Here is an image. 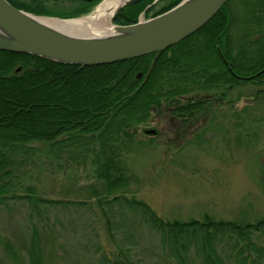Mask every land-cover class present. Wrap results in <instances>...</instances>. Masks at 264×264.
<instances>
[{
  "label": "trees",
  "instance_id": "16d2710c",
  "mask_svg": "<svg viewBox=\"0 0 264 264\" xmlns=\"http://www.w3.org/2000/svg\"><path fill=\"white\" fill-rule=\"evenodd\" d=\"M8 1L67 18L100 0ZM180 1L124 5L112 23H134L146 7L144 16H156ZM156 55L79 65L0 50V204L23 202L35 220L27 264H45L32 243L39 228L44 239L59 242L62 264H264V215L165 220L130 191L127 165V156L148 144L137 129L154 111L167 109L184 147L223 128L234 132L227 138L249 144L264 128V0H227L196 32ZM64 154L93 165V181L75 190L80 196L52 199L29 186L16 193L29 162Z\"/></svg>",
  "mask_w": 264,
  "mask_h": 264
},
{
  "label": "rangeland",
  "instance_id": "374dc122",
  "mask_svg": "<svg viewBox=\"0 0 264 264\" xmlns=\"http://www.w3.org/2000/svg\"><path fill=\"white\" fill-rule=\"evenodd\" d=\"M103 1L100 0L90 12L78 16L92 14ZM139 16L146 18L143 14ZM244 100L242 98L239 102V108L244 105ZM169 119L167 109H162L161 113L154 111L149 122L138 127V138L148 144L127 156L132 177L128 185L130 191L150 204L165 220L201 219L206 213L216 219L239 222L254 221L263 216L264 128L251 136L248 144L242 137L240 142L227 138L234 132L225 133L223 127L228 124L222 122V131L210 135L212 131L208 129L205 139L209 141L184 147L181 144L184 140L174 138L171 126H176H170ZM51 158L42 155L34 159V163L31 160L28 171L16 186V193H24L25 187L29 186L35 195L71 198L79 193L75 190L93 181V165L89 160L76 164L65 154L57 159ZM28 209L27 204L18 201L8 200L0 204V264H27L29 239L33 234L31 223L35 221L27 217ZM76 214L73 213L74 218L78 216ZM37 236L40 239H32L35 241L32 243L45 257V264H62L59 242L44 239L40 228Z\"/></svg>",
  "mask_w": 264,
  "mask_h": 264
},
{
  "label": "water",
  "instance_id": "95a60500",
  "mask_svg": "<svg viewBox=\"0 0 264 264\" xmlns=\"http://www.w3.org/2000/svg\"><path fill=\"white\" fill-rule=\"evenodd\" d=\"M138 1L122 0L111 18L120 7ZM226 1L181 0L161 14L140 17L131 24L111 23V33L94 35L61 28L46 20L49 16L36 15L0 0V50L79 65L112 63L153 52L158 55L196 32Z\"/></svg>",
  "mask_w": 264,
  "mask_h": 264
},
{
  "label": "bare ground",
  "instance_id": "6f19581e",
  "mask_svg": "<svg viewBox=\"0 0 264 264\" xmlns=\"http://www.w3.org/2000/svg\"><path fill=\"white\" fill-rule=\"evenodd\" d=\"M121 2L122 0H104L92 14L74 18L49 16V19L46 18V20L65 29L87 32L94 35L107 34L113 31L110 22L111 15Z\"/></svg>",
  "mask_w": 264,
  "mask_h": 264
}]
</instances>
